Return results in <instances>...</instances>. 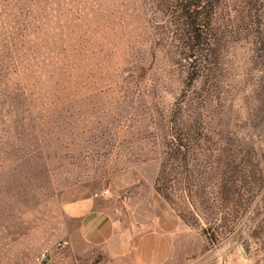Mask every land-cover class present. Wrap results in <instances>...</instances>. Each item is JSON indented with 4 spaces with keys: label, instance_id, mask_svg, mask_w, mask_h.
Returning a JSON list of instances; mask_svg holds the SVG:
<instances>
[{
    "label": "rangeland",
    "instance_id": "1",
    "mask_svg": "<svg viewBox=\"0 0 264 264\" xmlns=\"http://www.w3.org/2000/svg\"><path fill=\"white\" fill-rule=\"evenodd\" d=\"M171 6L0 0V264H105L62 209L104 189L179 216L171 264H264V0L220 1L190 84Z\"/></svg>",
    "mask_w": 264,
    "mask_h": 264
},
{
    "label": "crops",
    "instance_id": "2",
    "mask_svg": "<svg viewBox=\"0 0 264 264\" xmlns=\"http://www.w3.org/2000/svg\"><path fill=\"white\" fill-rule=\"evenodd\" d=\"M151 204L154 209L155 202ZM160 204V214L148 217L142 214L135 199L104 200L92 194L70 199L62 209L76 224L81 239L103 250L105 264H171L173 240H177L181 220L169 207L165 209ZM149 218L157 220L156 225Z\"/></svg>",
    "mask_w": 264,
    "mask_h": 264
},
{
    "label": "trees",
    "instance_id": "3",
    "mask_svg": "<svg viewBox=\"0 0 264 264\" xmlns=\"http://www.w3.org/2000/svg\"><path fill=\"white\" fill-rule=\"evenodd\" d=\"M221 0H161L174 11L172 12L176 27L189 51L187 57L193 61L192 73L188 77V84L197 77V62L200 51L207 50L210 45V32L216 7ZM159 178V177H158ZM156 180L159 183L158 179Z\"/></svg>",
    "mask_w": 264,
    "mask_h": 264
},
{
    "label": "built area",
    "instance_id": "4",
    "mask_svg": "<svg viewBox=\"0 0 264 264\" xmlns=\"http://www.w3.org/2000/svg\"><path fill=\"white\" fill-rule=\"evenodd\" d=\"M109 194V190L108 189H104L102 190L100 193H95L94 196L95 197H106L107 195ZM48 257H47V253L46 252H42L40 255H39V260L43 261V260H46ZM193 264H214L213 262H211L210 260H199Z\"/></svg>",
    "mask_w": 264,
    "mask_h": 264
}]
</instances>
